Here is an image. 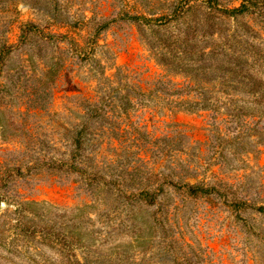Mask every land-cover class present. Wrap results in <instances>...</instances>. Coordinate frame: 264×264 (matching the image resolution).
Wrapping results in <instances>:
<instances>
[{
	"label": "rangeland",
	"instance_id": "rangeland-1",
	"mask_svg": "<svg viewBox=\"0 0 264 264\" xmlns=\"http://www.w3.org/2000/svg\"><path fill=\"white\" fill-rule=\"evenodd\" d=\"M0 264H264V0H0Z\"/></svg>",
	"mask_w": 264,
	"mask_h": 264
},
{
	"label": "trees",
	"instance_id": "trees-1",
	"mask_svg": "<svg viewBox=\"0 0 264 264\" xmlns=\"http://www.w3.org/2000/svg\"><path fill=\"white\" fill-rule=\"evenodd\" d=\"M183 8V7H182ZM244 10L243 9H233V10H231V11H225V13L227 14V13H231V14H233V15H235V14H238V13H242ZM176 12H177V8H176ZM181 12V11H180ZM138 18H140V17H136L135 19H138ZM178 39V41H175V43H177L178 44V42L180 41V40H182L183 42L185 41V39H181V38H177ZM177 46V45H176ZM180 47H182V45H180Z\"/></svg>",
	"mask_w": 264,
	"mask_h": 264
}]
</instances>
